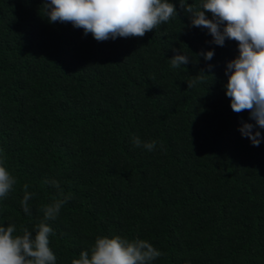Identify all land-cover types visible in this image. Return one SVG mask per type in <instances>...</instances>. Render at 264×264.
I'll use <instances>...</instances> for the list:
<instances>
[{
    "label": "trees",
    "instance_id": "16d2710c",
    "mask_svg": "<svg viewBox=\"0 0 264 264\" xmlns=\"http://www.w3.org/2000/svg\"><path fill=\"white\" fill-rule=\"evenodd\" d=\"M41 5L0 0V158L17 181L0 224L31 229L68 196L47 221L56 264L114 235L152 243L162 253L152 264H264V139L241 135L249 114L233 112L224 89L237 43L211 44L183 13L143 37L98 42L50 23ZM174 49L214 56L174 69ZM208 64L214 80L187 88Z\"/></svg>",
    "mask_w": 264,
    "mask_h": 264
},
{
    "label": "clouds",
    "instance_id": "9594fccd",
    "mask_svg": "<svg viewBox=\"0 0 264 264\" xmlns=\"http://www.w3.org/2000/svg\"><path fill=\"white\" fill-rule=\"evenodd\" d=\"M178 4L179 12L173 0H42L41 8L50 23H71L98 42L117 37H143L180 13L188 17L191 26L207 30L211 44L223 47L226 40L235 41L238 54L226 62L225 94L233 112H248L251 122L241 121L239 131L258 147L264 139L261 134L264 129V0H178ZM174 52L170 58L172 68L190 62L191 56L187 53L175 49ZM198 56L210 61L214 50L201 51L195 60L191 57L192 61ZM212 68L208 64V71L199 70L193 80L187 81V88L202 82L203 74H210L214 80ZM133 145L151 152L156 148V141H142L134 136ZM16 182L0 158V199L9 195ZM45 183L62 192L57 180ZM22 190L23 212L31 216L29 201L35 193L29 191L28 184ZM68 199L63 196L45 205L43 218L31 229L21 227L18 233L14 223L0 224V264H56V256L49 246L53 229L47 221L57 219ZM161 255L146 239L97 236L90 249L82 250L71 264H152Z\"/></svg>",
    "mask_w": 264,
    "mask_h": 264
}]
</instances>
